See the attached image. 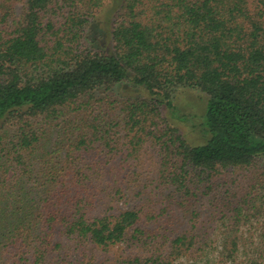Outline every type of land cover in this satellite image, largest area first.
I'll return each mask as SVG.
<instances>
[{
	"label": "trees",
	"instance_id": "obj_1",
	"mask_svg": "<svg viewBox=\"0 0 264 264\" xmlns=\"http://www.w3.org/2000/svg\"><path fill=\"white\" fill-rule=\"evenodd\" d=\"M107 1L0 0V264H264V8L118 0L101 19ZM126 81L144 94L98 96ZM179 87L208 96L204 143L163 116ZM39 120L69 124L57 149ZM147 145L164 192L120 207L114 170Z\"/></svg>",
	"mask_w": 264,
	"mask_h": 264
},
{
	"label": "rangeland",
	"instance_id": "obj_2",
	"mask_svg": "<svg viewBox=\"0 0 264 264\" xmlns=\"http://www.w3.org/2000/svg\"><path fill=\"white\" fill-rule=\"evenodd\" d=\"M118 0H109L105 5L102 14H100L101 19H106L107 16L113 14L116 9ZM119 2H121L119 0ZM249 7L252 11L256 10L257 7H263L261 0H248ZM21 10V5L18 4L16 6L15 12L18 13ZM264 23V17L262 19ZM94 36V35H93ZM100 46H103L104 43L100 42ZM141 87V86H139ZM136 85H134L130 81L121 82L116 84L112 87L111 90L106 91L103 95H98L101 97H105L107 99H124L126 97H138L142 96L144 92L139 89ZM146 91V90H145ZM148 93V91H147ZM149 95V94H148ZM172 100H173V109L172 111L163 108V116L174 126H176L180 133L185 137V139L191 143H204L205 138L202 135L201 127L202 123L205 119L206 110H207V100L208 96L206 93L190 88V87H179L176 88L173 93H171ZM100 105L99 101H96L95 107L98 108ZM109 106V104H107ZM171 113L176 114L172 116ZM35 130L40 134L41 138L43 139V145L46 147L49 146L50 148L57 149L56 144H58V138L60 137L61 130L64 131L63 126H67L69 124H52L51 122H45L42 120L35 121ZM66 130V128H65ZM6 139L10 140L15 132L14 127L8 128L4 132ZM124 142V140H120L119 143ZM48 148V147H47ZM49 149V148H48ZM62 149L60 154L64 153ZM141 161H134L133 164L118 167L114 170V174L118 178H123V185L126 187L128 186V195L126 197L127 203L121 202L119 204L120 207H127L132 205H138L142 201L146 200L148 197H152L151 202L156 203V199L159 196H154L156 192H164V188L166 186L162 185L159 182L158 176L160 173V162L162 161V154L158 150V148L154 146L147 145L146 148L142 151L140 155ZM122 160V156H119L111 160V164L120 163ZM119 165V164H117ZM258 170L264 171V156L261 157L258 161ZM115 166V165H114ZM116 167V166H115ZM122 168V169H120ZM119 171V173H117ZM241 180V178L239 177ZM242 181V180H241ZM155 188V192H154ZM151 192H154L152 195H149ZM263 199H258L255 203H260ZM207 204L206 201H204ZM207 206V205H206ZM253 207V206H252ZM207 208H204V211ZM257 212V208H255L252 213ZM209 213L207 212L206 215ZM261 219V222H264V212H260V215L254 216L253 221ZM262 226H259V228ZM257 241L260 240V231H256L254 234ZM121 253L120 249H113L111 252L107 253V256L110 260H115L119 254ZM92 255L95 257V262L92 259ZM86 260H84V264H87L89 261L97 264L100 259L103 258V254L97 250L86 251L84 254ZM97 261V262H96Z\"/></svg>",
	"mask_w": 264,
	"mask_h": 264
}]
</instances>
